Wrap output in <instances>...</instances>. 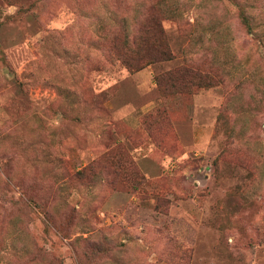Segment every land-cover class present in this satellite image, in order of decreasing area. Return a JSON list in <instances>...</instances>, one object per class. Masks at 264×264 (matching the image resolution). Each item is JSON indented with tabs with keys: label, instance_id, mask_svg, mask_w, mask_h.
<instances>
[{
	"label": "rangeland",
	"instance_id": "obj_1",
	"mask_svg": "<svg viewBox=\"0 0 264 264\" xmlns=\"http://www.w3.org/2000/svg\"><path fill=\"white\" fill-rule=\"evenodd\" d=\"M149 13L175 58L108 63ZM0 264H264V0H0Z\"/></svg>",
	"mask_w": 264,
	"mask_h": 264
},
{
	"label": "trees",
	"instance_id": "obj_2",
	"mask_svg": "<svg viewBox=\"0 0 264 264\" xmlns=\"http://www.w3.org/2000/svg\"><path fill=\"white\" fill-rule=\"evenodd\" d=\"M159 11L158 13H162ZM120 27L113 31V36L108 40L106 60L112 63L119 60L131 71H136L153 62H163L175 58V54L169 44L168 37L163 28L159 14H147L137 23V33L130 35V27L127 22H121ZM251 26V24H249ZM215 62L211 58L209 66H203L200 61L186 57L185 62L165 73L156 79L158 85H176L180 81L200 87L214 85Z\"/></svg>",
	"mask_w": 264,
	"mask_h": 264
}]
</instances>
